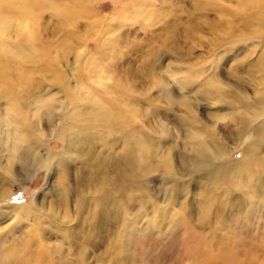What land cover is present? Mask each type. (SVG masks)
I'll return each mask as SVG.
<instances>
[{"label": "rangeland", "instance_id": "rangeland-1", "mask_svg": "<svg viewBox=\"0 0 264 264\" xmlns=\"http://www.w3.org/2000/svg\"><path fill=\"white\" fill-rule=\"evenodd\" d=\"M28 2L29 0H23L25 4ZM33 2L28 15L16 20L20 31L12 36L19 41L13 42L11 37L10 41L6 39L14 50L20 44L26 55L21 59H11L9 81H16L13 89L17 98L24 101L31 95L50 96V100L61 101L72 93L75 103L79 105L76 89L85 85L104 103L107 102V105H102L105 112L112 111L115 114L118 111L122 115L120 104L125 99L121 101L120 93H123L137 100L140 113L149 127V139L154 143L159 142L158 150L172 147L177 142L179 146L183 143L179 137L182 132L181 122L186 119L187 109H191L201 121L208 124L214 121L212 116L221 117L228 112L214 105V88H206L201 84L210 76L205 74V67H210L212 63V67L218 66L219 80L225 85L235 80L232 78L235 63L241 74L249 68H246L247 61H240L241 54L234 57L237 52L243 51L245 45L249 48L255 46L258 50L264 44V0ZM17 4L20 2L17 1ZM57 8L64 9L62 15L57 13ZM246 17L251 20L247 22ZM26 37L31 38V46L24 48ZM221 38V45H218ZM227 47L234 54L216 64L214 58ZM238 68L235 74H238ZM145 71L152 74L151 80L148 81L147 77L145 79ZM96 77L101 82L95 81ZM196 81L200 83L197 89L192 87V83ZM201 87L208 90L205 95L211 101L203 99L204 95L199 92ZM6 102L7 97H3L0 89L1 113L5 112ZM82 105L89 107L88 99ZM102 115L104 114L100 117ZM126 115L124 114V119ZM2 118L3 116L0 117V152L5 146L4 131L7 129ZM220 123V126L224 125L223 122ZM99 128L95 132L99 130L102 134ZM163 129L167 131V136L162 133ZM111 132L103 134L105 139L112 138L113 131ZM250 141L249 135L241 146L226 156V160H240ZM62 146L60 140L53 139L50 141L49 151L57 153ZM162 156L157 153L151 155L154 172L149 175L152 192L148 212L152 213L163 206L160 203L163 199L159 194L160 185L165 183L160 179L163 164L157 158ZM4 179L0 177V249L11 247L18 252L19 257L6 262H1L0 259V264H224L222 258L221 260L212 253L218 245L216 241L209 242L205 234L211 229L204 227V233H201L196 227L192 228L190 223L186 226L181 224L180 230L170 239L165 236L168 234L163 228L165 219H160L147 230L146 225L140 221L138 227L142 229L143 226V230H137L128 239V245L124 240L105 241L108 233L106 229L116 233V236L122 235L126 230L118 211L114 212L109 228L103 224L104 228L98 226L100 232H95L93 227H88L85 233L82 226L72 222L69 227L73 235L67 233L69 240H61L59 237L63 232L60 228L53 227L59 220L53 219L52 223L44 214L50 209V195L46 191L49 179L55 186L57 176L51 175V172L49 175L43 168L37 169L28 179L23 174L16 175L10 181ZM226 179L231 184V189L238 186L236 176L231 175ZM73 181L74 174L71 172L67 181L69 186L74 184ZM239 189L238 187L237 191ZM239 192V196L226 194L227 199L222 200H225L222 206L226 208L219 213V226L212 229V233L216 232V235L213 233L215 236L223 237V242H228L232 235V240L240 239L237 241L239 244L224 247L233 249L236 264H249L243 259V252L257 245L256 249L261 246L260 234L264 233V193L263 197H258V201L249 204L244 199L246 192H242V189ZM190 194L191 192L182 194L176 201L185 202ZM239 198L243 206L235 208L234 199ZM14 206L31 207L38 210V214L30 217L14 213ZM215 215L216 213L213 217ZM28 232L32 235L30 241H27L30 238ZM86 234L92 245L83 242ZM96 237H100L102 242L96 241ZM24 245L26 250L28 247L34 251L39 246L46 247L47 257L39 254L30 258L27 251L22 252ZM115 247L120 250V254L115 253ZM81 248H85L83 255L79 253ZM250 264H264L262 253L255 250Z\"/></svg>", "mask_w": 264, "mask_h": 264}, {"label": "bare ground", "instance_id": "bare-ground-1", "mask_svg": "<svg viewBox=\"0 0 264 264\" xmlns=\"http://www.w3.org/2000/svg\"><path fill=\"white\" fill-rule=\"evenodd\" d=\"M32 3L33 0H29L27 4L23 0H0V89L3 97H7L5 112H0L3 125L7 128L4 131L5 146L0 152V177L10 181L16 175L23 174L28 179L37 169L43 168L49 175L51 172V175L57 176L55 186L49 179L46 191L50 195V209L44 214L50 222L53 219L59 220L53 227L60 228L63 232L59 237L61 240H69L67 233L73 235L69 227L72 222L82 226L85 233L88 227H93L95 232H100L97 228H104L103 224L109 228L114 212L118 211L126 230L122 235L116 236V233L106 229L108 233L105 241L124 240L128 245V239L137 230H143V226L142 229L138 227L140 221L146 225L147 230L160 219H165L163 228L168 231L166 238L170 239L180 230L181 224L186 226L190 223L191 227H196L201 233H204V227L207 230L210 228L211 231L205 234L209 242L216 241L218 245L212 253L222 258L224 264H236L233 249L224 246L239 244L237 241L240 239L234 241L232 235V239L223 242V237L215 236L216 232H213L214 235L212 229H216L220 222L222 209L226 208L222 206L225 201L222 200L227 199L228 195L239 196L242 189V192H246L244 199L251 204L258 201V197L264 193V44L258 50L255 46L249 48L244 44V50L237 52L234 57L241 54L240 61H247L246 68H249L241 74L235 63L232 68V78L235 80L225 85L219 80L218 66L212 67V63L210 67H205V74L210 76L201 84L206 88H214V105L228 112L221 117L212 116L214 121L208 124L201 121L191 109H187L186 119L181 122L182 132L179 137L183 143L179 146L177 142L172 147L158 150L159 142L154 143L149 139V127L140 113L137 100L123 93H120L121 101L125 99L120 104L122 115L118 111L115 114L112 111L105 112L102 99L85 85L74 88L78 93L79 105L75 103L72 93L61 101L50 100V96L31 95L24 101L17 98L13 89L16 81H9L11 59H21L26 55L20 44L14 50L6 39L10 41L11 37V41H19L12 36L20 31L16 20L28 15ZM57 9V13L62 15L64 9ZM250 20L246 17L247 22ZM30 40V37H26L24 48L31 46ZM221 40L222 38L218 40V45H221ZM232 53L234 51L227 47L214 58V62L218 64ZM236 68L238 74H235ZM145 74V79H152L150 72L147 74L145 71ZM95 81L101 82L97 77ZM199 85L197 81L192 83V87L196 89ZM206 88H199V92L204 95L205 101H211L205 95L208 92ZM85 99H88L89 107L82 105ZM104 104L107 105V102ZM102 113L104 115L100 117ZM124 114H127L125 119ZM220 122L224 125L220 126ZM98 127L102 134L99 130L95 132ZM108 131H113L111 139H105L103 135ZM162 133L164 136L168 135L165 129ZM249 135L251 141L244 148L240 160L227 161L226 156L241 146ZM53 139L63 143L57 153L49 151V144ZM99 147L102 153L98 150ZM40 150L43 152L40 153ZM152 153L163 155L157 158L163 164L160 179L165 181L159 189L160 198L163 199L160 203L163 206L157 212L155 210V213L148 212L152 192L149 175L154 172ZM71 172L74 174V184L69 186L67 181ZM231 175L236 176L239 182L234 189H231L232 186L226 179ZM23 177L20 178L24 179ZM175 182L178 184L174 185ZM238 187L240 189L237 191ZM181 192H191L185 202L176 201L182 196ZM234 200L235 208L243 206L240 198ZM12 208L14 213L24 216L38 214V210L27 206ZM172 209L174 210L171 212ZM28 234L30 238L27 241H30L32 235L30 232ZM260 238L261 246L258 249L259 245L243 252L246 263L252 262L255 250L264 256V233L260 234ZM95 240L102 242L100 237ZM83 242L90 244L87 234L83 237ZM25 247L26 245L22 252L27 251L30 258L39 254L47 257L48 250L44 246L37 247L35 251L28 247L26 250ZM84 252L85 248H81L79 253L83 255ZM0 253L1 262L14 261L19 257L18 252L11 247L1 248ZM115 253L120 254L116 247Z\"/></svg>", "mask_w": 264, "mask_h": 264}]
</instances>
